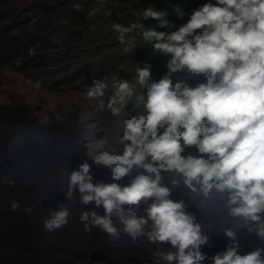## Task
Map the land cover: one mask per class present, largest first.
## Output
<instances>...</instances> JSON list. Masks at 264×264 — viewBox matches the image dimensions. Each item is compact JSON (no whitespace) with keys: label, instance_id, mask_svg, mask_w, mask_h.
<instances>
[{"label":"clouds","instance_id":"9594fccd","mask_svg":"<svg viewBox=\"0 0 264 264\" xmlns=\"http://www.w3.org/2000/svg\"><path fill=\"white\" fill-rule=\"evenodd\" d=\"M173 11L179 18L185 15L179 5ZM142 16L159 28L173 26L166 9L149 7ZM112 27L122 44L127 33L142 29L139 34L152 51L171 54V59L168 72L158 81L151 80L150 65L135 69L143 91L128 81L113 80L115 91L108 105L112 113L120 115L133 98L135 107L142 105L143 110L117 121L118 138L103 136L84 145L93 164L110 171L112 183H94L87 161L67 174V200L78 191L80 204L94 202L104 209L103 215L81 212L85 230L99 228L113 242L123 234L133 243L146 238L149 244H170L175 251L159 250L157 264H204L209 258L201 246L210 237L183 200L169 198L183 184L190 198H203L201 210L219 196L233 218V227L222 229L231 243L210 258L212 264H264V248L239 254L236 231L246 227L264 241V0L205 3L171 32L142 23ZM28 53L35 55V48ZM185 71L205 74L206 82L196 87L174 84L172 77ZM106 87L103 81H94L87 96H103ZM188 148L197 154L185 155ZM162 174L172 177L171 187L162 183ZM125 177H131L129 183L120 184ZM8 184L15 186L12 180ZM142 204L147 205L145 215L138 214ZM10 207L15 212L20 203ZM69 216L70 209L61 204L49 212L43 227L54 232L68 224Z\"/></svg>","mask_w":264,"mask_h":264},{"label":"bare ground","instance_id":"6f19581e","mask_svg":"<svg viewBox=\"0 0 264 264\" xmlns=\"http://www.w3.org/2000/svg\"><path fill=\"white\" fill-rule=\"evenodd\" d=\"M7 4L0 5V264H157L159 250L175 251L170 244H149L146 238L133 243L123 234L113 242L99 228L86 231L80 222L81 212L95 210L103 215V207H95L94 202L80 204L78 191L72 200L66 199L67 174L78 170L84 161L92 165L94 183L113 182L110 171L93 164L84 148L88 140L107 135L86 137L89 131L82 125L87 119L97 121L91 129L108 123L81 91L64 94L42 89L49 70L36 72L35 66L25 61L27 55L12 46L14 38L9 41L2 19L8 16ZM8 180L15 186H9ZM129 181L125 177L119 183ZM188 192L176 187L169 198L183 200L186 210L201 223L204 234L210 237L209 243L201 246L209 258L204 264H212L210 258L227 248L221 228L232 217L223 198H212L201 210L203 198L192 199ZM15 201L20 208L14 212L10 206ZM61 204L70 209L68 224L54 232L45 230L43 221ZM146 206L142 204L138 214L145 215ZM155 247L158 251L154 254ZM256 248L264 246L243 244L238 252L244 255Z\"/></svg>","mask_w":264,"mask_h":264},{"label":"rangeland","instance_id":"374dc122","mask_svg":"<svg viewBox=\"0 0 264 264\" xmlns=\"http://www.w3.org/2000/svg\"><path fill=\"white\" fill-rule=\"evenodd\" d=\"M5 2L8 3L6 8L9 13L8 16L3 15L2 19L8 27L6 34L9 41L14 38L15 44L13 43L12 46L17 48L18 53L27 55L28 58L25 61L27 64L35 66L36 72L42 68L49 70L45 73L46 77H49L48 81L42 85V89L64 94L69 91H81L87 95L94 81L104 82L100 74L108 64L102 61L100 53H94L90 51L89 46H84L81 38L84 37L86 28L98 21L96 17L106 13L107 8L112 5L110 0H0V5ZM71 17L77 18L74 26L69 22ZM119 21L118 23H112V25L121 23L122 19H119ZM30 48H35V55H29L28 50ZM127 53L128 51L126 52L123 49L120 54L123 56L120 59L125 57V60L123 59L125 63L124 73L128 75L136 74L135 69L137 67L142 68L147 63H133L126 60V56L123 54ZM170 57L171 54H162L151 60L150 63L166 62ZM106 85L103 96L90 99L95 110L108 124L105 127L97 126L91 129L92 126L97 124V121L93 119L85 120L82 125L86 127L85 130L89 131L86 137H96L104 133L110 139L118 138L120 133L117 132V121L136 115L143 110V108L128 106L121 110L120 115H114L108 106L114 92L107 83ZM137 85L136 89L140 90L138 83L134 86ZM48 102L49 99L44 98L46 105ZM98 129H101V131ZM118 147L122 149V146L118 145ZM184 154L196 155L197 152L194 148H188ZM162 175H164L162 183L171 187L172 177L167 174ZM127 178L131 179V177ZM178 188L189 191L183 184ZM174 191L175 189H173ZM215 197L219 196L213 198ZM228 227H233V218L221 229ZM236 231L239 246L243 244L264 246V241L260 240L254 233H249L246 227ZM222 233L227 239L228 246L231 241L223 230ZM157 251L158 248L155 247L153 253L155 254Z\"/></svg>","mask_w":264,"mask_h":264},{"label":"trees","instance_id":"16d2710c","mask_svg":"<svg viewBox=\"0 0 264 264\" xmlns=\"http://www.w3.org/2000/svg\"><path fill=\"white\" fill-rule=\"evenodd\" d=\"M110 7L107 8L105 14H100L96 18L98 19L95 24H90L85 30L84 37L81 38L82 44L84 46H89L90 51L94 53H100L102 55V61L107 65L100 74L104 79V82L108 84L110 89L114 92L113 80L117 81H128L130 85H135L137 83L136 74H126L124 73V62L125 57L120 55L125 47H130L131 50L126 56V60L131 62L147 63L151 66V80L158 81L167 72V62L150 63L151 60L158 58L162 54L154 53L152 51V46L150 43L144 42L142 36L139 34L142 29H134L125 36V43L122 44L118 40L119 33L116 32L112 23L120 22L122 19V24L124 26H130L133 23H142L145 28H156L157 31L171 32L177 30L182 24L186 23L193 12V10L202 6L205 3L211 2L216 3V0H110ZM179 5L185 15L182 18L177 17L173 11L174 6ZM152 7L155 10H167L169 13V19L173 22L171 28H159L157 27V22L151 19L144 20L142 13L145 9ZM118 11V12H117ZM77 18L71 17L69 22L71 25H75ZM199 34V30H197ZM131 40V45L128 41ZM80 42V40H79ZM122 47V48H121ZM121 48V49H120ZM173 83L180 81L190 87H196L199 83L206 82L205 74H193L187 71L176 74L172 77ZM136 88L138 87L135 86ZM140 88V87H139ZM138 90V89H137ZM138 91H143L142 89ZM146 92V90H145ZM135 106V99L129 101L127 107ZM139 108H143L141 105Z\"/></svg>","mask_w":264,"mask_h":264}]
</instances>
